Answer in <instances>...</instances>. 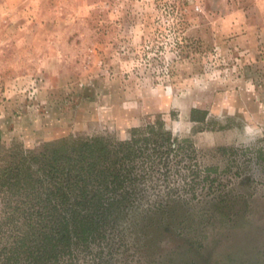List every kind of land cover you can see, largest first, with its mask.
Instances as JSON below:
<instances>
[{
	"label": "rangeland",
	"instance_id": "374dc122",
	"mask_svg": "<svg viewBox=\"0 0 264 264\" xmlns=\"http://www.w3.org/2000/svg\"><path fill=\"white\" fill-rule=\"evenodd\" d=\"M158 122L175 149L56 264H264V0H0V155Z\"/></svg>",
	"mask_w": 264,
	"mask_h": 264
},
{
	"label": "trees",
	"instance_id": "16d2710c",
	"mask_svg": "<svg viewBox=\"0 0 264 264\" xmlns=\"http://www.w3.org/2000/svg\"><path fill=\"white\" fill-rule=\"evenodd\" d=\"M206 116L191 111L193 120ZM173 149L172 133L159 122L134 128L124 140L70 136L38 149L4 148L0 264L78 261L108 238L119 215L135 204L138 183Z\"/></svg>",
	"mask_w": 264,
	"mask_h": 264
}]
</instances>
